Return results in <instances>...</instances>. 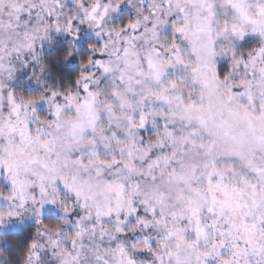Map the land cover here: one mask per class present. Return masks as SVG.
<instances>
[{
  "label": "rangeland",
  "instance_id": "obj_1",
  "mask_svg": "<svg viewBox=\"0 0 264 264\" xmlns=\"http://www.w3.org/2000/svg\"><path fill=\"white\" fill-rule=\"evenodd\" d=\"M57 36L100 44L79 91L18 99ZM30 223L28 264H264V0H0V236Z\"/></svg>",
  "mask_w": 264,
  "mask_h": 264
},
{
  "label": "trees",
  "instance_id": "obj_2",
  "mask_svg": "<svg viewBox=\"0 0 264 264\" xmlns=\"http://www.w3.org/2000/svg\"><path fill=\"white\" fill-rule=\"evenodd\" d=\"M94 48H100V44L92 38L75 45L57 36L39 59L35 77L16 83L14 95L20 100H36L47 94L68 96L79 91L83 67L92 61ZM43 223L53 231L63 225V220L48 216ZM37 231V225L30 223L17 231L1 235L0 264H28Z\"/></svg>",
  "mask_w": 264,
  "mask_h": 264
}]
</instances>
